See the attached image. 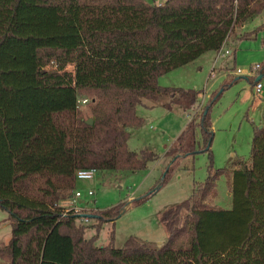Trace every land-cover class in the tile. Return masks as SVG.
<instances>
[{
	"label": "trees",
	"instance_id": "16d2710c",
	"mask_svg": "<svg viewBox=\"0 0 264 264\" xmlns=\"http://www.w3.org/2000/svg\"><path fill=\"white\" fill-rule=\"evenodd\" d=\"M262 12L264 0H0V208L12 227L0 258L8 264H264V124L253 125L248 162L213 169L209 111L223 88L165 153L172 158L161 183L180 157L206 152L210 165L189 197L161 212L163 243L129 237L115 247L110 230L108 243L96 245L123 204L84 213L93 220L89 237V225L76 223L83 218L63 214L58 204L73 191L77 169L137 171L156 159L151 150L127 146L129 127L142 122L136 105L169 94L184 108L195 105L198 91L161 86L159 76L219 50L237 26ZM262 28L264 22L241 38ZM259 64L262 78L264 59ZM86 91L97 94L92 124L77 106ZM222 174L229 177V208L206 202Z\"/></svg>",
	"mask_w": 264,
	"mask_h": 264
},
{
	"label": "rangeland",
	"instance_id": "374dc122",
	"mask_svg": "<svg viewBox=\"0 0 264 264\" xmlns=\"http://www.w3.org/2000/svg\"><path fill=\"white\" fill-rule=\"evenodd\" d=\"M144 1L157 4L163 0ZM263 22L264 12L237 26L223 44L221 51H230L224 57L218 56V51H207L188 64L159 76L158 84L161 86L198 91L195 105L189 108L178 106L174 101L176 94L162 96L156 101L143 98L136 105V115L142 122L129 127L127 146L136 152L151 150L158 156L156 159L149 161L141 170L98 171L92 180L76 181L73 190L82 193L76 203L83 209L82 213L97 212L99 209L123 204L113 224L108 222L101 227L95 240L96 245L108 243L110 230L114 232L115 247H121L129 237L153 245H159L166 240L167 233L159 219L161 212L190 196L194 183L203 182L206 178L210 161L206 152L180 157L161 183L172 158L165 153L188 121L198 118L211 95L222 88L219 98L209 111L213 131L210 147L212 168H229L233 162L249 161L253 125L264 124V76L260 80L262 88L256 93L254 82L257 75L251 72V66L264 59V28L258 29L250 37L241 36L253 31ZM49 65L54 66H47ZM72 68V65L67 66L68 70ZM236 69H240L241 73ZM78 97L89 100L78 107L81 116L88 120L91 118V105L97 101V94L86 91ZM197 139L200 141L199 130ZM157 186L155 192L144 200L137 201ZM89 188L94 191L93 196L86 194ZM215 189L214 197L209 196L206 202L229 208L231 197L228 194V175L222 174L218 177ZM69 197L60 199L58 204L69 207ZM76 223L89 225L85 236L89 237L94 233L90 225L93 223L92 219H77ZM11 229L8 213L0 208V245L8 242ZM0 264L8 262L0 258Z\"/></svg>",
	"mask_w": 264,
	"mask_h": 264
},
{
	"label": "built area",
	"instance_id": "2783aa9c",
	"mask_svg": "<svg viewBox=\"0 0 264 264\" xmlns=\"http://www.w3.org/2000/svg\"><path fill=\"white\" fill-rule=\"evenodd\" d=\"M222 47H223V45H222ZM222 47L219 50H217L218 51V56H220V57H224L226 54L230 53V51H227V50L222 52L221 51ZM51 64L54 65V66L56 65L54 61H52ZM259 67H260L259 63H256V64L252 65L251 66V72H253V73H255L257 75V69ZM236 71L238 73H241L240 69H236ZM254 86H255L256 93H258L260 91V89H261V86H262L260 80H256L255 79ZM88 101L89 100L86 97H79L77 99V106L80 107L81 105H85L86 103H88ZM96 173H97V170L95 168H80V169H77L76 172H75V179H76V181H81V180H88L89 181V180H92L94 178ZM86 194L88 196H93L94 191L91 188H89V189L86 190ZM69 196H68L69 197L68 198L69 207L67 205L66 206L60 205V206L63 207V214L69 213L70 211H73L76 214H82L81 211H83V209L76 205L77 199L82 196L81 191L73 190L72 194H70ZM83 219L87 220L86 218H83Z\"/></svg>",
	"mask_w": 264,
	"mask_h": 264
},
{
	"label": "water",
	"instance_id": "95a60500",
	"mask_svg": "<svg viewBox=\"0 0 264 264\" xmlns=\"http://www.w3.org/2000/svg\"><path fill=\"white\" fill-rule=\"evenodd\" d=\"M260 78H261V76L258 75V76L256 77V80H259ZM86 122H87L88 124H92V119L89 118ZM78 215L81 216V217L87 216V214H84V213H82V214H78Z\"/></svg>",
	"mask_w": 264,
	"mask_h": 264
},
{
	"label": "crops",
	"instance_id": "0c3cea01",
	"mask_svg": "<svg viewBox=\"0 0 264 264\" xmlns=\"http://www.w3.org/2000/svg\"><path fill=\"white\" fill-rule=\"evenodd\" d=\"M164 2V0L163 1H161L160 3H157V4H161V3H163ZM258 75V74H257ZM261 88H262V86H261ZM261 90V89H260ZM178 105V104H177ZM150 106H153V104L152 105H150ZM178 106H180V107H182L181 105H178ZM148 107V106H147ZM183 108V107H182ZM228 194L230 195V192L228 191Z\"/></svg>",
	"mask_w": 264,
	"mask_h": 264
}]
</instances>
